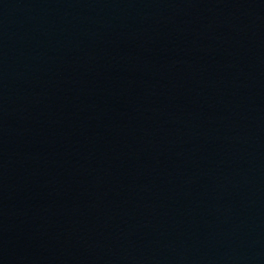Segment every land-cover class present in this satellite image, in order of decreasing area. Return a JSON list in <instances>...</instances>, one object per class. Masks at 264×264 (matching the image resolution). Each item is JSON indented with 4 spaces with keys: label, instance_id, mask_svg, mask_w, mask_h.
Instances as JSON below:
<instances>
[{
    "label": "water",
    "instance_id": "1",
    "mask_svg": "<svg viewBox=\"0 0 264 264\" xmlns=\"http://www.w3.org/2000/svg\"><path fill=\"white\" fill-rule=\"evenodd\" d=\"M0 264H264V0H0Z\"/></svg>",
    "mask_w": 264,
    "mask_h": 264
}]
</instances>
